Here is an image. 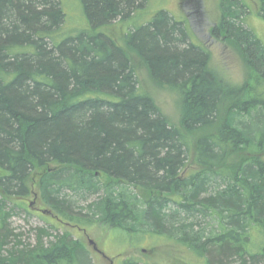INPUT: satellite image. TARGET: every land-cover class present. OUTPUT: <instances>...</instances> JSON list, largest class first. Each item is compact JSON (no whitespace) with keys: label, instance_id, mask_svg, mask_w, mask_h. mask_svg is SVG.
Instances as JSON below:
<instances>
[{"label":"trees","instance_id":"trees-1","mask_svg":"<svg viewBox=\"0 0 264 264\" xmlns=\"http://www.w3.org/2000/svg\"><path fill=\"white\" fill-rule=\"evenodd\" d=\"M149 1L80 0L86 29L62 40L59 0H0V264H92L68 232L27 248L10 230L38 170L41 204L62 225L164 238L206 264L264 260V44L248 5L220 0L211 31L246 65L237 88L166 11L123 46L103 32ZM132 56L179 95V125L140 90Z\"/></svg>","mask_w":264,"mask_h":264},{"label":"rangeland","instance_id":"rangeland-1","mask_svg":"<svg viewBox=\"0 0 264 264\" xmlns=\"http://www.w3.org/2000/svg\"><path fill=\"white\" fill-rule=\"evenodd\" d=\"M66 19L60 39L75 37L87 26L80 0H59ZM249 15L246 25L252 29L264 44V21L258 14L260 0H245ZM220 0H150L126 22L117 21L103 32L124 45V35L129 29L149 23L160 11H166L175 21L185 22L190 33V41L207 49L211 54V67L217 77L225 84L240 88L247 76V68L240 54L223 38H215L211 31L220 21ZM132 62L139 81L140 90L149 94L161 113L172 125H179L181 100L170 89L158 87L150 78L147 69L132 56ZM41 170L32 175V195L23 201L24 207L17 203L13 207V217L9 221L10 230L19 237L20 244L33 248L38 237L44 240L63 235L66 232L84 247L92 264H124L132 261L137 264H206L185 246L170 243L164 238H137L113 230L109 225H95L85 229L62 225L47 208L41 204L38 192V178ZM42 231H47L42 234ZM6 249V248H4ZM230 264H240L233 259ZM256 264H264V260Z\"/></svg>","mask_w":264,"mask_h":264}]
</instances>
